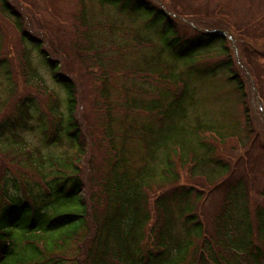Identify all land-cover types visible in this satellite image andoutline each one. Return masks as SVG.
<instances>
[{"label": "trees", "instance_id": "16d2710c", "mask_svg": "<svg viewBox=\"0 0 264 264\" xmlns=\"http://www.w3.org/2000/svg\"><path fill=\"white\" fill-rule=\"evenodd\" d=\"M161 1L166 9L144 0H97L99 12L95 9L93 13L102 14L103 8L112 7L122 16H147L159 22L158 32L167 37L163 46L173 52L170 59L190 69L191 54L195 59L204 58L209 47L219 45L215 53L225 58L222 69L239 93L245 132L252 134L249 97H256V91L262 94L263 88L254 63L246 57L259 50L243 48L248 36L230 22L229 14L218 11L193 16L205 24L214 22L218 30L208 29L186 40L181 33L183 24L180 31L176 24L192 15H186L178 5L170 10L167 0ZM77 2L76 21L85 34L83 51L92 56L94 71L100 76V90L95 94L100 102L92 104L79 102L84 89H78L77 84L85 88L94 76L92 66L82 59L85 53L72 50L68 55L54 37L47 44L43 37L30 35L22 15L8 0H0L1 13L13 17L21 41H28L45 59L51 78L61 87L65 109L60 110L56 101L43 114L31 98L17 96L19 105L11 103L8 113L0 111V264H264V203L256 206L243 178H237L232 165L219 161L218 149L208 144V140L222 145L234 140L243 149L236 132H220L192 115L194 92L188 93V80H183L182 72H175L176 64L163 59L161 49L146 57L141 70L132 65L120 69L119 63L110 59L101 63L87 34L89 11L83 0ZM225 26L236 42H241L238 56L231 49V40L220 31ZM110 29L112 33L117 30L115 26ZM112 46L128 48L115 42ZM108 48L101 45L103 50ZM125 53L121 51L118 57ZM260 53L264 58V51ZM26 61L23 68L30 72ZM127 63L132 64L131 59ZM237 64L246 72L247 64L252 68L253 84L251 77L248 82L238 72ZM119 72L127 77L139 75L142 80L150 77L147 74L156 75L163 84L177 83L174 101L160 104L139 95L134 100L128 87L116 92L109 81ZM31 77L37 81L38 73ZM246 83L253 86L249 92ZM259 102L258 109L264 114L261 95ZM5 103H0V110ZM141 103L146 124L128 117L142 110ZM118 107L124 116L119 120L111 115ZM29 120L39 124L49 120L50 129L39 128L52 146L48 152L30 146L18 133L19 129L36 130ZM116 123L124 128L121 133L112 129L111 124ZM135 138L137 144L132 142ZM128 141L134 146L129 148ZM54 147L60 151L52 150ZM227 158L231 156L227 154ZM214 194L221 202L208 223L200 205Z\"/></svg>", "mask_w": 264, "mask_h": 264}, {"label": "rangeland", "instance_id": "374dc122", "mask_svg": "<svg viewBox=\"0 0 264 264\" xmlns=\"http://www.w3.org/2000/svg\"><path fill=\"white\" fill-rule=\"evenodd\" d=\"M77 1L78 0H8L14 10L22 15L24 27L30 35L36 38L43 37V40L47 42V44L49 40H53L54 37L58 46L61 47V51L62 49L67 51L68 55L72 54V50L76 52V54L78 52L85 53V57H82V59L87 61V65L93 67H91V71L94 72V76L92 78V83L85 88L84 84H77L78 89H84L79 102L92 104L95 102L97 103V101L100 102L96 97L101 86L99 85L100 76L94 71V63L91 61L92 56L87 55V53L83 51L85 48L83 45L85 34L82 33V28L76 21L78 18L77 10L79 9ZM144 1L151 3L153 6L158 5L166 9L164 7V2L161 0ZM83 2L86 10L89 11L86 16L89 24L87 33L88 38L92 46L99 51L101 63L103 59H110L117 65L119 63L118 67L120 69H122L123 66L129 68L132 65L134 68L141 70V68L145 67L144 60L147 59L146 57L154 55L156 51L161 49L163 59L167 60L169 64H176L175 72H177V74L182 72L181 76L183 80H188V93L191 95V90L194 92L195 101L193 112L195 114H191L193 116L197 114L203 123L210 124L220 132H236V135L241 140L243 149L237 147L234 140L227 141L224 145L218 144L216 141L208 140V144H212L214 148L218 149L217 159H219V161L230 165V167L232 165L235 175L238 176L237 178H240V180L243 178L245 188L249 189V196L255 200L256 206H262L264 203V193H262L264 191V114L259 111L258 106L261 107V103L259 102L260 95L264 98V58L260 55V52L264 51V0H174L171 4L168 0L166 1L170 10H174V5H178L182 6L186 15H192L189 19H181L182 22L176 24L179 31L183 24L184 30H182L183 32L181 33H183L186 40H192L201 34V32L207 31L208 29L211 31L218 30L219 28H215L216 24L214 22L210 21L211 23L205 24L201 19L193 17L195 14L200 15V12L213 13L218 11L221 14H229L231 16L230 22L242 28L243 33L248 36L249 40L247 44L242 43L241 45L243 48L247 51L254 49L259 50L256 51V54H251V56L248 57L245 56L248 62L250 60L254 63L253 65L258 74L259 82H261L263 88L262 94H258L256 91V97H254V94L252 97H249V102L252 107V111L250 112L251 121L253 122L252 128L249 130L252 131V134H246L245 132L244 108L240 103L239 93L234 90V85L229 83L227 80V73L226 71L224 73V69H222V62L225 58L215 53L219 45L209 47L207 49L209 55H205L204 58L199 57L195 59V56L191 54L193 57L188 59L193 62V68L190 69V67L183 66L181 62L177 64L170 59L173 52L171 51L170 53L167 48L163 46V44L167 42V37L158 32L160 27L159 22H153L154 20H150L147 16H142L141 18L122 16L112 7L103 8V11H101L102 14H96L93 12L95 9L99 12L97 0H83ZM219 8L221 11L217 10ZM4 13H1L0 8V103L3 101L7 103H5V106H3L0 111L2 113H4V111L8 113L11 109V103L19 105L18 99L26 97L31 98L34 106L43 114H47V110L50 109L56 101L59 102V109L65 111L63 92L61 87L51 78L49 68L45 65V59L28 43V41H21V35L13 25V17H10L7 12ZM172 16L176 18V15ZM211 16L212 15L209 17ZM111 23H114V25H111ZM110 26H115L117 30L112 33L110 31ZM226 28V26L221 27L220 31L231 40V49L235 51V56H238L237 48L240 41L236 42L237 39L231 35V31ZM139 38L145 40L141 41L142 39ZM113 42L119 46L124 45L128 48H116L112 46ZM101 45H105L109 48L103 50L101 49ZM121 51L126 53L122 57L119 56V58L118 55ZM23 57H25V59ZM125 58L127 60L131 59L132 64H128ZM26 60L29 62L30 72L28 68L27 71L23 68V62ZM27 61L25 62V67L27 66ZM242 61L245 65L244 57H242ZM238 68V72L246 77L245 79L251 77V84H253L254 75L251 73L252 68L249 67L248 64L246 65L248 72H246L245 67H241L240 64ZM25 71L27 75L24 73ZM36 72L38 73V80L34 81L31 75H33V73L36 75ZM75 72H77V68ZM23 73L24 76L26 75L25 78H23ZM247 73H249V76ZM147 76L150 77H148L147 80H142V77L139 75L132 74L127 77L119 72L118 76L110 79L109 86L113 87L116 92H119L120 89L125 87L130 88L134 100H136L139 95L140 99H154L158 100L160 104L174 101L173 91L176 90L177 83L176 86L172 84H163L159 82L160 80L156 75L151 76L147 74ZM25 80L27 81L25 82ZM245 82L244 80V83ZM8 87H12V89L8 90ZM245 87L248 92L250 89H253V86H247V83ZM164 91H166L167 94L164 95ZM14 94H16L14 99L19 96L18 99L10 100L9 98ZM114 96L117 97L116 94ZM119 100L116 99L118 103H120ZM111 101L114 103L113 97ZM138 104L139 101L134 105L137 106ZM164 106L166 105L164 104ZM118 108L113 110L111 115L119 120L124 116L120 107ZM139 108L142 110L135 113L140 116L132 117L136 115H128V117L129 119L138 118L146 124L148 120L144 117L145 113H143L145 107L141 103ZM160 111L161 109L159 110L157 118L161 117ZM29 125L33 126L36 130L25 131L19 129L18 133L21 135L22 139L30 146L36 147L43 152H48L52 146L40 132L39 128L44 126L50 129L49 120H45L41 124L29 120ZM111 125L112 129L116 132L121 133L122 130H124L118 123ZM137 137L138 136H136V138ZM136 138L132 140L134 144L139 142ZM132 142L128 141L129 148L134 146ZM52 150L60 151V148L54 147ZM227 154L231 156L230 159L227 158ZM203 189L209 188L203 187ZM149 193L153 194L154 190ZM210 195L208 199L200 205L205 212L208 223L212 222V218L215 217V212L218 210L221 202L218 194Z\"/></svg>", "mask_w": 264, "mask_h": 264}]
</instances>
